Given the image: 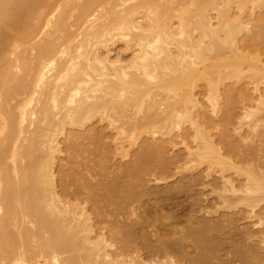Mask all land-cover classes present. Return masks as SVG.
Segmentation results:
<instances>
[{"label":"bare ground","instance_id":"obj_1","mask_svg":"<svg viewBox=\"0 0 264 264\" xmlns=\"http://www.w3.org/2000/svg\"><path fill=\"white\" fill-rule=\"evenodd\" d=\"M183 164L264 264V0H0V264H210L134 249L135 187Z\"/></svg>","mask_w":264,"mask_h":264},{"label":"rangeland","instance_id":"obj_2","mask_svg":"<svg viewBox=\"0 0 264 264\" xmlns=\"http://www.w3.org/2000/svg\"><path fill=\"white\" fill-rule=\"evenodd\" d=\"M255 9L260 10L257 7ZM107 141L112 143L113 138L109 135ZM129 153L124 155L118 152L116 154L112 153L110 160L112 166L109 168L110 175H113V177L117 176L115 173L117 172L118 164L121 161L129 160ZM175 153L168 151L166 155L167 159L172 160ZM233 158L239 159L237 156ZM191 167V164L189 166L183 164L179 168L173 169L156 168L154 171H150L145 175L144 184L135 187L133 212L132 214H128L127 219L131 220L136 216H145L150 220V225L146 228L148 233L145 232L147 234L142 233L139 228V231L138 229L136 230L138 234L135 231L136 239H134V249L145 260H149L153 253H156L157 249L158 252L160 250L164 252L165 250L166 253L171 256L173 255L172 257L179 260L180 256H182V248L184 249L187 246L189 248L188 250L190 252L192 251V253L195 249L200 252L203 251L204 255L208 253L209 255L207 254V257H210L206 262L208 263L212 260L209 262L210 264H213L214 261L215 263L216 261L218 262L219 259L222 262L231 259L235 264H246V262L250 264L242 254L244 249L242 235L245 226L250 225L248 220L245 221L239 217L242 214V205L234 203L231 206L225 207L220 203L217 204L213 198V194L209 192L210 185L201 183L204 178L198 177L196 180H190L188 178L190 173L196 172ZM94 172L97 173L98 170ZM57 178L60 177L57 176ZM96 178L99 177L96 176ZM154 178L159 179L154 180ZM205 179L206 182L210 179L212 181V177L210 176ZM93 180L96 179L94 178ZM215 181H217V178ZM261 205H264V202H260L258 206ZM104 210L108 211L110 215L108 214L109 216L107 218H103H113L114 220L113 216L118 212L115 205L107 204ZM122 211L123 215L126 216L127 211L125 209ZM227 213L235 217V223L227 221ZM206 218L208 220L212 219L210 221L214 223L213 231L212 229H209L211 231L206 230L204 233L201 230L197 231L194 227L197 220ZM122 219L124 220V217ZM262 225L264 223H260L259 225L255 224L254 227L259 228ZM201 237L204 238L202 239ZM116 245H119V242H116ZM183 245L184 247H182ZM199 245L203 246V248ZM261 245H264V243ZM200 247L202 250H200ZM181 261H183V257Z\"/></svg>","mask_w":264,"mask_h":264}]
</instances>
